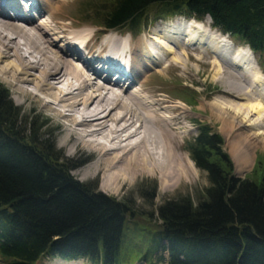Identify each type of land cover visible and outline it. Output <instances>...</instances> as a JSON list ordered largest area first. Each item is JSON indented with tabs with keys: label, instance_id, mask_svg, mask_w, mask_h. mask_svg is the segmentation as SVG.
Instances as JSON below:
<instances>
[{
	"label": "trees",
	"instance_id": "16d2710c",
	"mask_svg": "<svg viewBox=\"0 0 264 264\" xmlns=\"http://www.w3.org/2000/svg\"><path fill=\"white\" fill-rule=\"evenodd\" d=\"M86 12L105 31L126 28L133 36L158 20L209 17L264 65V0H103ZM8 97L0 87V264L44 257L127 264L133 250L144 264L165 262L158 251L167 252V264H264V176L236 177L222 137L209 126L200 125L187 147L209 183L202 197L195 205L188 198L161 204L157 227L132 244L128 206L71 176L74 168L40 134L43 125L31 120L19 129Z\"/></svg>",
	"mask_w": 264,
	"mask_h": 264
},
{
	"label": "bare ground",
	"instance_id": "6f19581e",
	"mask_svg": "<svg viewBox=\"0 0 264 264\" xmlns=\"http://www.w3.org/2000/svg\"><path fill=\"white\" fill-rule=\"evenodd\" d=\"M35 3L38 6L37 19L0 10V77L12 85L14 94L21 98L29 93L35 97L43 95V108L64 121L60 146L69 156L74 155L77 149L95 153L96 158L83 169L82 174L85 179L93 175L102 176V191L116 195L124 185L144 177L158 178L163 188H177L193 172L190 161L176 153L179 148V137L174 135L177 124L172 118L159 115L164 103L146 99L142 96V89H135L137 84L141 87L140 81L146 82L150 72L143 77L145 72L160 73L159 70L166 67L173 57L167 54H174L172 45L178 46L180 40L196 50L208 49L215 58L224 62L229 58L230 65L236 67L242 77H248L251 85L246 84V88L233 83V86L229 85L236 90V96L246 97V104H235L231 113L224 114L236 120L237 113L241 118L239 127L254 129V138L264 136V107L252 95L264 97V75L249 48L236 46L227 35L211 28L209 17L203 21L177 17L172 21L176 24L167 26L169 28L161 36H153L151 46L143 41L134 44L136 40L133 42L130 36H121L122 39L111 36L102 42L88 29L72 30L77 29L75 24H67L65 19L56 20L55 15L61 7L54 5L53 0H35ZM73 39L85 40L89 52H98V56L111 51L118 55L123 41L127 42L124 51L132 75L129 86L122 87L119 80L111 79L110 74L103 76L91 63L79 60L76 52L66 46ZM231 47L247 51L236 50L235 55L230 56ZM249 55L253 57V64ZM163 60L161 68H153L161 65ZM96 61L101 63L99 58ZM174 62L182 65L179 57ZM254 63L259 71H256ZM143 64L146 68L138 70L137 67ZM28 86H32L33 91H29ZM242 90L244 92L240 93ZM210 108L224 111V107L218 104H211ZM240 160L245 164V161L249 162V156L241 154Z\"/></svg>",
	"mask_w": 264,
	"mask_h": 264
},
{
	"label": "rangeland",
	"instance_id": "374dc122",
	"mask_svg": "<svg viewBox=\"0 0 264 264\" xmlns=\"http://www.w3.org/2000/svg\"><path fill=\"white\" fill-rule=\"evenodd\" d=\"M63 1L65 2L60 3L62 1L53 0V4L55 3L54 5L61 7L60 11L56 13L55 19H65L67 24L70 22L75 24L77 29L74 28L72 30H79L81 28L88 29L89 32L91 31V33H95L96 39L101 38L100 34L102 33H114L123 36H130L132 41L136 40L135 42L133 41L134 44L143 41L145 44L152 46V40H154L153 36L156 34L161 36L169 28L167 26L176 24L172 21L179 17L177 16L154 22L152 25H149L147 28L143 29V31H140L139 35L132 36L129 32H127L126 28L118 31L104 32L100 26L96 25L99 24V20L93 18L94 15L87 13L86 11L91 8H97L103 0ZM88 2H90L91 5ZM152 16L153 15L150 14V17ZM85 17L87 19H83ZM184 19L188 18L184 17ZM206 22L207 20L203 24ZM78 26L82 27L78 28ZM68 32L71 34V29H69ZM143 36L145 38H142ZM146 39H149V42H147ZM230 39L236 46H245L234 37H230ZM109 40L115 41L112 39ZM96 43L97 42L95 41V44ZM233 47H231L232 51L230 56L235 55L236 50L243 52L247 51L244 48L233 49ZM172 48L174 49V54H167L173 55V57L168 61L166 67L164 69L162 67L163 70H159L161 71L160 73L158 71L152 72V70L145 72L143 77H145L146 74L150 72L148 73L149 76L145 78L146 82L140 81L139 84L141 83V87H139L137 84L138 86L136 85L135 89H142V96L146 99H152L153 101L158 100L164 103V109L159 111V113L162 112L159 115L167 119L172 118L177 124L174 135L177 134L179 137V148L176 149V153L180 156H183V158L188 159L193 167V172L189 174L187 180H185L180 187L177 186V188L173 187L171 189H166L163 188L161 184L162 182L158 178L144 177L138 178L136 182L131 183L132 185H124V188H121L120 192L116 195L108 194L102 191V176L93 175L90 178L85 179L82 174L83 169L87 168L89 164L92 163L96 158L95 153L77 149L74 155L69 156L60 146L64 134V121L43 108V95L39 94V97H35L33 94L29 93L21 98V96L14 94L12 85L6 83L0 77V87L8 92V98L11 101L15 112L18 113V128L28 130L31 127L28 126V123L31 122V120H35L33 125L34 128H36L39 124L43 125L40 134H42L43 139L50 140L49 143L51 142L54 147V156L56 158L63 159L67 163V166L74 168V170L71 171V176H73L80 183L88 185L89 190H93L111 197L118 202H124L128 206L130 213L127 231H129L130 234L128 240L131 241V236L133 238L132 244L134 242H139L142 239V236L152 233L157 227L155 226L156 223H159L157 219V209L159 206H161V204L170 200L175 201L180 198H188L191 203L195 205L198 199L202 197L204 189L209 186L205 172L198 170L194 166L187 151L188 144L196 135V131L200 125L209 126L213 131L222 137L224 141L223 150L229 155L233 163L234 175L236 177L240 179L249 177L260 180L261 177L264 176V136L254 138L252 136L254 129L239 127L238 123L241 118H239V116L237 117V113L235 114L236 120L227 118L226 114H224L231 113V111H233L232 107H235V104H246V97L236 96V90H232V87H229V85H232L233 83L240 88H246V84H250L248 77H242V75L236 70V67L230 65L229 58L226 59L227 62H224L220 60V58H215L208 49H198L200 50L198 52V50H196L197 48L186 46L182 40H180L178 46L172 45ZM253 55L257 67L259 68L260 72L264 74V65L262 66L260 62L262 57L254 53ZM249 56L253 64V57L252 55ZM177 57L182 60V65L178 62H174ZM163 62L164 60L161 62V65L155 66L153 68H161ZM148 64H150V62H148ZM144 67L146 68V66L143 64L141 67H137V69L141 70ZM257 67L255 66L256 71H259ZM217 70L219 71V76H217ZM226 78L228 80H226ZM244 81L247 83L245 82L243 84ZM27 88L29 91H33L32 86H28ZM147 92V96L144 95ZM243 92L244 90H242L240 93ZM252 95L254 99L259 101L264 107V100L262 99L264 97H258L256 94ZM148 101L153 102L151 100ZM211 104H218L221 108L224 107V111H216L214 108L211 109ZM27 135L28 132L26 133L25 137H27ZM27 142L29 143V141ZM241 154L248 155L249 162L245 161V164H242L240 160ZM132 228L137 230L135 231L133 229L132 231ZM131 232L133 233L131 234ZM158 256H161L165 259V262L161 264H167V252L158 251L156 253V257ZM126 258L128 261L127 264H144V262L140 260L139 253L135 250L129 252ZM78 261L81 263H65L67 262L66 260L58 257H44L38 264H89L85 260Z\"/></svg>",
	"mask_w": 264,
	"mask_h": 264
}]
</instances>
